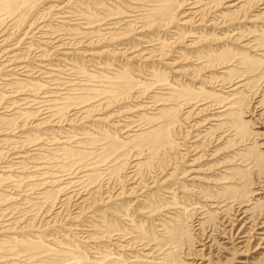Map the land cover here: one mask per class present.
<instances>
[{
	"label": "rangeland",
	"instance_id": "obj_1",
	"mask_svg": "<svg viewBox=\"0 0 264 264\" xmlns=\"http://www.w3.org/2000/svg\"><path fill=\"white\" fill-rule=\"evenodd\" d=\"M263 134L264 0H0V264H264Z\"/></svg>",
	"mask_w": 264,
	"mask_h": 264
},
{
	"label": "bare ground",
	"instance_id": "obj_2",
	"mask_svg": "<svg viewBox=\"0 0 264 264\" xmlns=\"http://www.w3.org/2000/svg\"><path fill=\"white\" fill-rule=\"evenodd\" d=\"M263 140H264V134L262 136ZM242 219H240L241 221ZM245 225L241 226L236 232L234 231L235 228H230L227 231L223 232L221 238L226 240V243H231L233 248H235V250H237L238 255H243L245 254V248H244V242L246 244H252L254 245L258 240H261V238L257 237L255 235L254 232H251L250 235L244 234L245 233ZM247 239V240H246ZM203 242V240H201ZM208 242V241H207ZM207 242H203L201 243L202 246V252L208 247L207 246ZM259 248H261L260 246H256L255 249L253 251L258 250ZM197 253V252H196ZM205 257V255L203 253H199L196 254L193 259L194 260H203ZM239 264H243L245 263L243 260H238L237 261Z\"/></svg>",
	"mask_w": 264,
	"mask_h": 264
}]
</instances>
